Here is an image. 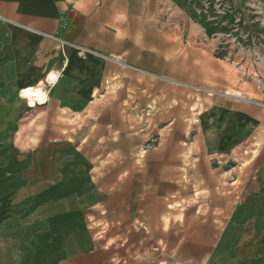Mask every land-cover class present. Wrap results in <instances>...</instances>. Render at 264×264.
Listing matches in <instances>:
<instances>
[{
	"label": "crops",
	"instance_id": "crops-1",
	"mask_svg": "<svg viewBox=\"0 0 264 264\" xmlns=\"http://www.w3.org/2000/svg\"><path fill=\"white\" fill-rule=\"evenodd\" d=\"M108 1L0 0V81L10 82L31 60L60 56L61 63L30 86L42 88L50 72L59 74V83L80 71L85 80L78 94L99 95L108 62L93 40L106 25L98 18L110 9ZM170 2V16L183 18L189 38L198 29L217 36L214 48L222 55L213 59L230 83L200 117L199 140L185 136L183 144L206 149L173 160V174L190 178L197 192L222 194L238 191L244 167L246 202H191L188 227L178 231L170 227V192L161 202L164 222L157 198L144 200L141 190L127 191L123 182L103 185L97 157L81 145L62 135L42 137L28 166H0V264H264V0ZM228 160L238 166L228 168ZM207 231L209 240L202 235ZM255 247L256 254L243 252Z\"/></svg>",
	"mask_w": 264,
	"mask_h": 264
},
{
	"label": "rangeland",
	"instance_id": "rangeland-1",
	"mask_svg": "<svg viewBox=\"0 0 264 264\" xmlns=\"http://www.w3.org/2000/svg\"><path fill=\"white\" fill-rule=\"evenodd\" d=\"M106 3L110 9L98 18L106 25L93 40V49L101 51L108 62L102 68L109 79L99 95L78 94L85 74L73 71L59 83L43 82L44 97L37 107H28L17 90L35 85L61 63L60 56L44 63L31 60L14 71L10 82L0 81V166H28L29 154L41 146L42 137L62 135L97 157L103 185L123 182L127 191L141 190L144 200L157 198L164 222L166 209L161 202H166L170 192V227L178 231L188 227L186 220L194 212L191 202L220 200L224 207L232 201L246 202L244 167L236 178L237 192L214 194L197 192L190 178L173 174L171 164L185 154L198 155L206 149L204 145L189 146V141L183 144L185 136L198 139L195 129L200 117L207 106L219 103L217 91L230 84L213 59L222 55L214 48L217 36L198 29L189 38L182 29L183 18L170 16V0ZM210 39L213 42L206 45L189 42ZM75 60L80 68L85 67L81 58ZM65 92L70 96H61ZM226 166L236 168L238 162L228 160ZM223 211L227 216L229 209ZM202 235L209 240L211 233ZM243 252L258 251L255 247Z\"/></svg>",
	"mask_w": 264,
	"mask_h": 264
},
{
	"label": "bare ground",
	"instance_id": "bare-ground-1",
	"mask_svg": "<svg viewBox=\"0 0 264 264\" xmlns=\"http://www.w3.org/2000/svg\"><path fill=\"white\" fill-rule=\"evenodd\" d=\"M89 57V55H88ZM83 64V63H82ZM81 66V65H80ZM86 66V65H84ZM57 72H50L46 75V81L53 85L58 79ZM20 97L24 98L29 107H35L44 97L42 88L37 86H29L20 90Z\"/></svg>",
	"mask_w": 264,
	"mask_h": 264
}]
</instances>
